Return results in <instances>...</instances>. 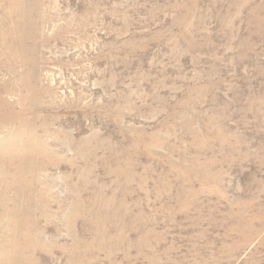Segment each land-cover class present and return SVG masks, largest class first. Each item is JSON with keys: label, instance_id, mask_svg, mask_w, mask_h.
Returning <instances> with one entry per match:
<instances>
[{"label": "rangeland", "instance_id": "rangeland-1", "mask_svg": "<svg viewBox=\"0 0 264 264\" xmlns=\"http://www.w3.org/2000/svg\"><path fill=\"white\" fill-rule=\"evenodd\" d=\"M0 264H264V0H0Z\"/></svg>", "mask_w": 264, "mask_h": 264}]
</instances>
